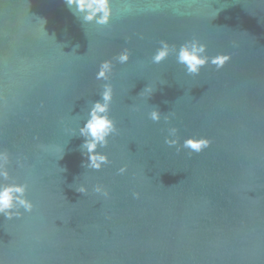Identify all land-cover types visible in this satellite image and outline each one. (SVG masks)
Here are the masks:
<instances>
[{
	"label": "water",
	"instance_id": "obj_1",
	"mask_svg": "<svg viewBox=\"0 0 264 264\" xmlns=\"http://www.w3.org/2000/svg\"><path fill=\"white\" fill-rule=\"evenodd\" d=\"M193 37L232 59L195 76L175 53L151 62L160 40ZM122 47L118 132L97 149L110 163L88 169L79 127L100 99L99 62ZM171 126L181 143H212L177 152L164 142ZM0 148L37 205L0 215L4 264H264V0H113L107 26L84 24L65 0H0Z\"/></svg>",
	"mask_w": 264,
	"mask_h": 264
},
{
	"label": "clouds",
	"instance_id": "obj_2",
	"mask_svg": "<svg viewBox=\"0 0 264 264\" xmlns=\"http://www.w3.org/2000/svg\"><path fill=\"white\" fill-rule=\"evenodd\" d=\"M68 9L77 16L84 24H95L107 26L111 23L113 16V0H65ZM175 53L176 62L183 65L189 75H198L203 66L214 65L217 69L222 68L232 59L231 52H218L209 55L207 45L197 37L186 40L179 47L170 44L168 40L159 41V46L151 55L153 64H160L170 54ZM131 57V50L122 47L114 56L105 58L99 62L95 72V79L101 81L100 99L91 103L87 117L82 126L79 127V135L84 138L81 150L87 157L86 167L92 170H100L110 163L107 152L97 151L98 148H105L109 144L110 137L118 132L117 122L111 115V106L114 98V85L112 77L116 64H127ZM154 89L147 85L139 95L150 96ZM148 118L153 122L162 119L157 108L148 112ZM165 122L171 117L163 115ZM165 144L169 147H176L179 152L182 149L188 150V155L200 153L212 143L211 139L202 135H189L181 143L177 135L178 128L171 126L167 129ZM12 154L7 148H0V215L11 220L12 218L24 217L26 213L31 214L37 207L36 203L27 195L29 183L27 180L20 181L14 177L10 170ZM19 163V161H17ZM23 165H21L22 167ZM128 171V164L124 163L117 169V174H125ZM88 185L81 183L76 187L80 193H88ZM92 191L105 198L110 196L109 190L100 184L93 185ZM140 192H133L135 198L140 197ZM0 264H4L0 259Z\"/></svg>",
	"mask_w": 264,
	"mask_h": 264
}]
</instances>
